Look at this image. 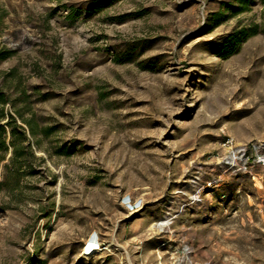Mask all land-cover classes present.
Here are the masks:
<instances>
[{
    "label": "rangeland",
    "instance_id": "374dc122",
    "mask_svg": "<svg viewBox=\"0 0 264 264\" xmlns=\"http://www.w3.org/2000/svg\"><path fill=\"white\" fill-rule=\"evenodd\" d=\"M228 4L0 0V87L41 140L0 186V264H264V0L208 21Z\"/></svg>",
    "mask_w": 264,
    "mask_h": 264
},
{
    "label": "trees",
    "instance_id": "16d2710c",
    "mask_svg": "<svg viewBox=\"0 0 264 264\" xmlns=\"http://www.w3.org/2000/svg\"><path fill=\"white\" fill-rule=\"evenodd\" d=\"M237 1L240 8H237L235 4H228L225 10L211 14L208 21L215 26L219 25L225 21L226 11L237 13L244 11L250 5V0ZM247 33L243 30L242 36ZM249 34L251 33L247 35ZM13 54V50L0 48V65ZM18 101L5 88L0 87V164L3 163L4 168L0 186L9 190L20 188L23 167L31 165L37 158L33 143L35 141L36 146L39 147L41 141L38 137L40 133L37 124L25 117L18 106ZM45 132L52 133L51 130Z\"/></svg>",
    "mask_w": 264,
    "mask_h": 264
},
{
    "label": "built area",
    "instance_id": "2783aa9c",
    "mask_svg": "<svg viewBox=\"0 0 264 264\" xmlns=\"http://www.w3.org/2000/svg\"><path fill=\"white\" fill-rule=\"evenodd\" d=\"M233 142V140H228V143H232ZM239 153L237 154L238 156V158L239 159H245L246 158V152L244 151V150H241V151H238ZM127 203H129L130 205H131V203H130V201H127ZM97 245H95L94 246V248L93 249H95V248H97L96 247ZM93 251V250H92ZM91 251H89V249H87V252L86 253H90Z\"/></svg>",
    "mask_w": 264,
    "mask_h": 264
},
{
    "label": "bare ground",
    "instance_id": "6f19581e",
    "mask_svg": "<svg viewBox=\"0 0 264 264\" xmlns=\"http://www.w3.org/2000/svg\"><path fill=\"white\" fill-rule=\"evenodd\" d=\"M95 245H96L95 242H94V241H91L90 244L88 245L87 249H89V251H91V252H93V253H96L95 251H96L98 248L93 249ZM92 250H93V251H92ZM91 252H90V253H91ZM87 257H88V256H87ZM88 258H89V257H88Z\"/></svg>",
    "mask_w": 264,
    "mask_h": 264
}]
</instances>
